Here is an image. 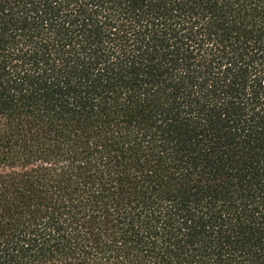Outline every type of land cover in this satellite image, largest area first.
<instances>
[{
	"label": "trees",
	"instance_id": "obj_1",
	"mask_svg": "<svg viewBox=\"0 0 264 264\" xmlns=\"http://www.w3.org/2000/svg\"><path fill=\"white\" fill-rule=\"evenodd\" d=\"M0 264H264V0H0Z\"/></svg>",
	"mask_w": 264,
	"mask_h": 264
}]
</instances>
